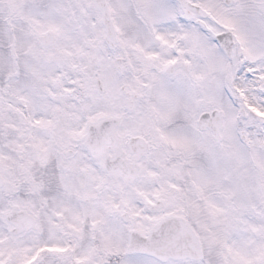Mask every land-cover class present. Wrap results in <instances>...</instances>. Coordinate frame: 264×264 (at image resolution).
I'll return each instance as SVG.
<instances>
[{
    "label": "snow or ice",
    "instance_id": "obj_1",
    "mask_svg": "<svg viewBox=\"0 0 264 264\" xmlns=\"http://www.w3.org/2000/svg\"><path fill=\"white\" fill-rule=\"evenodd\" d=\"M0 264H264V0H0Z\"/></svg>",
    "mask_w": 264,
    "mask_h": 264
}]
</instances>
